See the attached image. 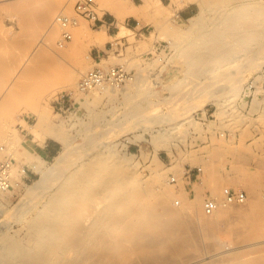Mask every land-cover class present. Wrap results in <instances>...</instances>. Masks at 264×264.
I'll return each instance as SVG.
<instances>
[{"label": "rangeland", "instance_id": "obj_1", "mask_svg": "<svg viewBox=\"0 0 264 264\" xmlns=\"http://www.w3.org/2000/svg\"><path fill=\"white\" fill-rule=\"evenodd\" d=\"M27 1L39 5L50 2L57 6L53 23L57 13L63 9L74 13L78 0ZM13 2H0V96L3 88L17 75V71L22 70L25 64L28 65L26 70L23 69L26 71L23 79L16 78L18 85L14 87L13 96L0 108V145L8 146L18 168L30 169L25 182L0 193V223L5 222L6 235L23 239L26 237L27 221L44 202L43 198L40 199L36 208L17 216L28 188L42 178L41 173L32 166L37 164L50 169L56 158L64 152L69 154V161L76 157V151L69 150L50 138L52 129L63 127L73 141L82 140L101 122L123 110L142 93L159 85L188 83L190 74L179 62L181 46L176 48L174 43L181 40L185 45L199 41L203 27L212 28L228 11L211 4L210 0H96L103 25L94 26L91 21L81 19L71 30L72 41L64 48H59L58 41L62 31L60 28L52 31V23L42 28L39 37L26 41L24 33L20 34L24 29H19L20 26L15 24L21 8ZM117 3L134 8L143 18L129 17L119 21L110 11ZM187 5H191V16L178 17L177 11ZM199 17L202 23L192 25L193 19ZM16 30H20V37ZM48 39H52L51 42ZM48 43L51 45L48 46ZM29 56L31 59L28 61L26 58ZM113 66L124 67L131 72L133 80L118 87L79 95L74 114L54 110L56 96L76 90L82 74L95 67L108 69ZM19 73L22 76V72ZM35 74L37 77L33 76ZM69 74L74 77L68 80ZM222 74L218 72V75ZM210 75L204 74L205 78H201L200 86L203 89L207 86L203 87L201 83L207 84ZM246 76L239 91L209 100L202 108L193 111L191 116L185 117V120L176 118L175 123L172 121L173 128L168 127L170 123L154 125L148 131L135 128L111 142L117 156L126 158L138 168L135 179L151 178L156 173L164 178L166 187L174 194L172 204L176 208L182 206V197L186 196L187 204L197 206L202 217L216 220L214 217L217 216L218 228L214 232L205 231L204 234L197 231L198 235L192 238L190 244L195 248L192 247V251L190 247L187 256L194 253L206 254V251H211L216 246L212 243V248L210 242L225 239L230 240L234 247L226 250L229 256L233 254L230 257L232 260L243 264H264V227L259 231L256 229L258 232L255 233V228L248 225L243 217L231 213L226 215L224 212L245 208L250 201L257 199L260 202L259 212L264 215V94L257 89L248 102L240 101L249 78L254 76L257 81L263 82L264 64ZM47 85L50 89L46 88ZM53 88L59 89L52 93ZM28 112L46 115L49 125H38L37 117ZM161 117L166 118V109L161 112ZM160 127L170 133L163 134L166 131H161L168 145L160 146L157 151L154 136L160 133ZM48 141L55 145L57 151L53 156L43 159L39 155V149ZM156 152L160 161L155 159ZM27 156L33 157L35 161L28 163L25 161ZM189 167L203 168L199 181L194 178L193 182L188 183L186 172ZM172 176L177 177L176 183L170 182ZM226 188L245 191L246 202L223 207L207 216L203 211L205 200L223 198ZM148 189L155 190V185L150 184ZM176 200H181V204L175 203ZM251 232L258 234V237L252 236ZM207 237H212L213 240L206 242L204 238ZM250 237L255 240L249 239ZM261 241L263 243L254 244Z\"/></svg>", "mask_w": 264, "mask_h": 264}, {"label": "bare ground", "instance_id": "obj_2", "mask_svg": "<svg viewBox=\"0 0 264 264\" xmlns=\"http://www.w3.org/2000/svg\"><path fill=\"white\" fill-rule=\"evenodd\" d=\"M1 1L12 3L14 0ZM13 3L21 8L15 24L24 29L19 31L24 33L26 41L39 37L42 28L52 23L57 7L50 2L39 5L15 0ZM210 3L228 12L212 28L204 26L199 41L185 45L181 40L174 43L176 48L181 46L179 62L190 74L188 83L159 85L142 93L82 140L73 141L63 127L52 129L50 138L76 151V157L69 161L68 153L64 152L50 169L37 164L32 166L42 178L28 188L17 216L36 208L40 199L44 202L27 221L23 239L6 235L5 222L0 223V264H243L232 260L233 254H227L226 250L234 247L225 239L210 242L212 248L213 244L216 246L206 254L193 252L194 255L187 256L188 251L194 250L190 244L198 235L197 231L204 234L218 228L217 216L216 220L202 217L197 206L187 204L186 196L182 197V206L176 208L172 204L174 194L161 175L156 173L149 179H135L139 172L136 165L117 156L111 147L114 138L135 128L148 131L154 125L165 123L173 128L176 118L185 120L209 100L239 91L246 75L264 64V1L210 0ZM110 11L119 21L129 17L143 18L134 8L118 3ZM201 23L200 17L192 21L194 26ZM51 26L52 31L59 28L54 21ZM19 31L18 37L21 36ZM30 56L26 58L28 61ZM26 65L19 71L22 76L17 71L14 79L3 88L0 108L13 96L14 87L18 85L16 78L23 79ZM218 72L223 74L218 75ZM204 74H211L207 84L201 83L207 86L205 89L200 86ZM73 77L69 74L68 80ZM57 89L53 88L52 93ZM258 90L264 94V85H259ZM163 109H166V118L161 117ZM28 114L37 117L38 125H49L41 112ZM160 128V133L153 135L157 151L160 146L168 145L163 134L169 131ZM161 131L166 132L162 134ZM25 159L28 163L35 161L33 157ZM155 159L159 160L157 152ZM152 162L156 164L155 160ZM150 184L155 185V190L148 189ZM175 203L181 204V200ZM259 209L260 202L254 199L245 208L224 212L243 217L256 233L264 227V215ZM209 238L204 239L206 242L213 240ZM259 243L263 241L254 242Z\"/></svg>", "mask_w": 264, "mask_h": 264}, {"label": "built area", "instance_id": "obj_3", "mask_svg": "<svg viewBox=\"0 0 264 264\" xmlns=\"http://www.w3.org/2000/svg\"><path fill=\"white\" fill-rule=\"evenodd\" d=\"M81 19L91 21L94 26L103 25V19L100 17L96 0H78L74 6V13H69L65 9L57 13L54 23L62 31V36L58 41L59 48H64L72 41L73 35L71 30L79 24ZM132 80L133 75L131 72L121 66H113L108 69L100 67L92 68L82 74L77 83L76 90L61 93L56 96L53 102V108L55 111H58V113L74 114L77 109V97L79 95L86 94L93 90L118 87L130 83ZM260 84H264V78L262 83L257 81L254 76L249 78L240 101L248 102L257 91ZM201 120H204V118H201ZM29 169L30 168L26 167L18 168L13 153L10 152L8 146L0 145V193L9 191L11 188L18 186L21 182H25L28 178ZM202 173V167H189L186 176L199 179ZM170 182L176 183L177 177H170ZM246 200L247 194L245 191H236L232 188H226L223 198H207L203 205V211L206 215L211 216L220 207L241 205L244 204Z\"/></svg>", "mask_w": 264, "mask_h": 264}, {"label": "crops", "instance_id": "obj_4", "mask_svg": "<svg viewBox=\"0 0 264 264\" xmlns=\"http://www.w3.org/2000/svg\"><path fill=\"white\" fill-rule=\"evenodd\" d=\"M191 5H187L185 7H183L182 9L177 11V15L180 18H189L192 14L191 12ZM106 22V21H105ZM108 23V22H106ZM57 151V148L55 147V145H53L51 142H46L43 146L40 147L39 149V155L41 156V158H49L51 156H53ZM186 179L188 181V183L193 182L195 179L194 177H188L186 176ZM196 181H199V179H197Z\"/></svg>", "mask_w": 264, "mask_h": 264}]
</instances>
